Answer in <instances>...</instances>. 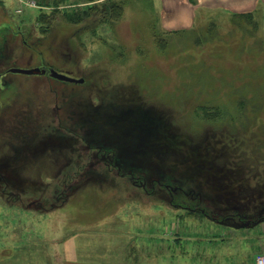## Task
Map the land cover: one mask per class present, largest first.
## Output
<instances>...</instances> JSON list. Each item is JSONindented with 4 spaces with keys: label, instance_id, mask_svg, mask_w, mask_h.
<instances>
[{
    "label": "rangeland",
    "instance_id": "374dc122",
    "mask_svg": "<svg viewBox=\"0 0 264 264\" xmlns=\"http://www.w3.org/2000/svg\"><path fill=\"white\" fill-rule=\"evenodd\" d=\"M36 1L0 0V264H255L264 7Z\"/></svg>",
    "mask_w": 264,
    "mask_h": 264
},
{
    "label": "crops",
    "instance_id": "0c3cea01",
    "mask_svg": "<svg viewBox=\"0 0 264 264\" xmlns=\"http://www.w3.org/2000/svg\"><path fill=\"white\" fill-rule=\"evenodd\" d=\"M155 7L161 10L163 23L167 28H178L192 24L203 9L217 10L221 13H229L247 9H255L264 7V0H154ZM241 220L240 223L234 227L243 228L252 226L253 224L264 223V217L260 219ZM237 228V229H238ZM260 249L256 251L253 249L251 254L264 252V236H258V240L254 242ZM238 253V252H237ZM256 264V263H255Z\"/></svg>",
    "mask_w": 264,
    "mask_h": 264
},
{
    "label": "water",
    "instance_id": "95a60500",
    "mask_svg": "<svg viewBox=\"0 0 264 264\" xmlns=\"http://www.w3.org/2000/svg\"><path fill=\"white\" fill-rule=\"evenodd\" d=\"M12 71L23 72V73H30V74H45L49 73L51 76L56 77L61 80L71 81V82H84V78H76L74 76L67 75L58 71L57 69L50 67V68H41V67H34V68H13Z\"/></svg>",
    "mask_w": 264,
    "mask_h": 264
},
{
    "label": "built area",
    "instance_id": "2783aa9c",
    "mask_svg": "<svg viewBox=\"0 0 264 264\" xmlns=\"http://www.w3.org/2000/svg\"><path fill=\"white\" fill-rule=\"evenodd\" d=\"M19 6L16 9L17 13H22L26 7L38 6L36 0H18ZM256 264H264V253L259 254L256 258Z\"/></svg>",
    "mask_w": 264,
    "mask_h": 264
},
{
    "label": "flooded vegetation",
    "instance_id": "af4514ba",
    "mask_svg": "<svg viewBox=\"0 0 264 264\" xmlns=\"http://www.w3.org/2000/svg\"><path fill=\"white\" fill-rule=\"evenodd\" d=\"M7 77V75H6ZM10 79L7 77L6 80H4V85H2L3 88H8L10 86ZM12 91V90H11ZM18 110L15 112L17 113ZM12 113V111L8 108H0V124L4 125L7 122H13L15 118H13L12 120L9 118V115Z\"/></svg>",
    "mask_w": 264,
    "mask_h": 264
},
{
    "label": "trees",
    "instance_id": "16d2710c",
    "mask_svg": "<svg viewBox=\"0 0 264 264\" xmlns=\"http://www.w3.org/2000/svg\"><path fill=\"white\" fill-rule=\"evenodd\" d=\"M54 1H57V0H54ZM43 15H44V13L39 14V15L37 16V17H38L37 19H38V20L43 19V18H44Z\"/></svg>",
    "mask_w": 264,
    "mask_h": 264
}]
</instances>
